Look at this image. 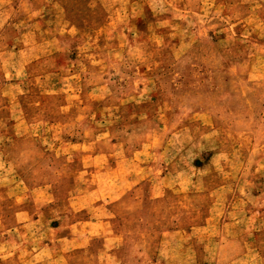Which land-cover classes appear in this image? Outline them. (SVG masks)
I'll use <instances>...</instances> for the list:
<instances>
[{
  "label": "rangeland",
  "instance_id": "rangeland-1",
  "mask_svg": "<svg viewBox=\"0 0 264 264\" xmlns=\"http://www.w3.org/2000/svg\"><path fill=\"white\" fill-rule=\"evenodd\" d=\"M0 264H264V0H0Z\"/></svg>",
  "mask_w": 264,
  "mask_h": 264
}]
</instances>
